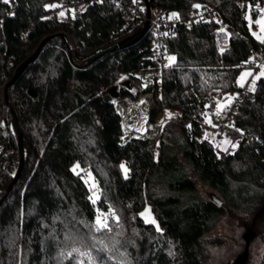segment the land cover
Returning a JSON list of instances; mask_svg holds the SVG:
<instances>
[{
  "label": "trees",
  "instance_id": "1",
  "mask_svg": "<svg viewBox=\"0 0 264 264\" xmlns=\"http://www.w3.org/2000/svg\"><path fill=\"white\" fill-rule=\"evenodd\" d=\"M248 1L257 0H153L183 18L197 5L215 8L206 19L180 20L158 61L150 30L120 43L144 24V5L127 29L130 0H85L64 17L50 0H0V264H207L204 234L225 204L264 222V76L253 97L202 109L241 83L243 64L264 42L250 28ZM47 34L6 98V82ZM147 65H162L151 120L168 116L158 135L129 136L105 93L116 83L119 95L136 96L134 71ZM10 104L24 163L6 193L21 157ZM207 129L237 144L222 147ZM75 162L94 173L95 197ZM197 178L223 197L201 196ZM98 215L107 229L97 230ZM252 264H264V251Z\"/></svg>",
  "mask_w": 264,
  "mask_h": 264
},
{
  "label": "rangeland",
  "instance_id": "2",
  "mask_svg": "<svg viewBox=\"0 0 264 264\" xmlns=\"http://www.w3.org/2000/svg\"><path fill=\"white\" fill-rule=\"evenodd\" d=\"M254 4L255 9L252 6ZM55 6L57 7V14L61 17L67 15L68 11L74 14L73 6L69 10L62 5ZM246 16L252 32L259 38H263L264 1L257 0L253 3L248 1ZM248 62L250 64L242 69L240 82H248L249 87H254L256 78L264 72V53L257 50L252 54L251 60ZM245 73L251 74L245 75ZM228 97H230L229 90L224 98H217L216 107H222L224 102L228 100ZM207 131L213 134L214 140L222 147L227 145V148H233L237 144V139L229 141L228 132L216 135L211 129H207ZM74 166L78 171L82 172L87 182L92 186V195L95 197L98 194L99 186L92 170L80 165L78 162H75ZM196 181L198 192L201 196L207 198L215 196L223 197L218 190L209 184L198 178ZM158 182L159 180H156L155 184L159 189L161 186ZM143 214L147 219L151 217L148 206L143 210ZM263 228L264 222L261 219V215H256L255 211L251 213L246 208H237L233 205L225 204V210L221 213L219 220L204 234L205 246L208 251L207 264H252L258 261L264 251V237L261 235Z\"/></svg>",
  "mask_w": 264,
  "mask_h": 264
},
{
  "label": "built area",
  "instance_id": "3",
  "mask_svg": "<svg viewBox=\"0 0 264 264\" xmlns=\"http://www.w3.org/2000/svg\"><path fill=\"white\" fill-rule=\"evenodd\" d=\"M85 0H50L51 5H62L70 7L77 3L84 4ZM144 5V0H130V15L125 26L130 29L133 19H139V9ZM191 9L187 17L183 18L177 12H165L158 7H154L150 16L149 29L152 35L151 53L153 58L158 61L166 60V35L169 32H174L176 24L180 20H187L188 23L193 21L206 19L215 15V8L212 5H198ZM157 8V9H156ZM156 9V10H155ZM155 10V11H154ZM146 17V15H145ZM218 40L221 43H225L228 40V32L223 28H218L216 31ZM118 43V42H117ZM259 50L264 53V42L261 43ZM250 63L247 61L243 64L242 69L248 66ZM162 72V65H147L139 66L135 69L134 75L140 81V90L136 96L132 95H117L113 96V100L116 103L117 110L120 112L123 122L125 133L129 136H141L150 137L156 136L160 130V127L168 114L162 113V117H157L155 121L151 120V114L155 108V96L151 85L158 82L159 88L161 87L160 74ZM230 97L241 98L244 96L253 97L254 91L248 86V82L240 83L237 87L229 90ZM217 104V99H213L207 106H203L202 109H212ZM177 113H181V110H176ZM219 122L222 125L224 131L229 130V125L224 118H219ZM150 123V124H149Z\"/></svg>",
  "mask_w": 264,
  "mask_h": 264
},
{
  "label": "water",
  "instance_id": "4",
  "mask_svg": "<svg viewBox=\"0 0 264 264\" xmlns=\"http://www.w3.org/2000/svg\"><path fill=\"white\" fill-rule=\"evenodd\" d=\"M153 0H144L145 2V9H146V19L144 21V24L138 29L136 30L133 34L127 36L126 38H124L123 40H121L120 43H125V44H129L132 43L138 39H140L149 29L150 26V16L152 14V6H153ZM51 34H47L46 36H44L42 38V40L39 42V44L36 46V48L33 50V52L31 54H29V56H27L24 60H22L19 65L17 66L14 74L12 75V77L6 82L5 85V96L6 98H8V92H7V86L8 84L14 80L18 74L20 73V71L22 70V68L30 61L32 60L36 54L38 53L39 49L41 48V46L43 45V43L50 37ZM29 92L32 94L36 93V90L33 87L29 88ZM119 95V90H118V85L116 83L111 84L110 86H108L107 88V92L105 93V98L113 100V96H117ZM12 111L14 113L15 116V123L18 127V141H19V148H20V163L17 167V170L13 176V178L11 179V181L9 182L7 189H6V193L11 189V187L13 186L14 182L16 181V179L18 178L23 163H24V150H23V141H22V131L18 126V121H17V115L15 113L14 108L12 107V105L10 104ZM240 261V260H239Z\"/></svg>",
  "mask_w": 264,
  "mask_h": 264
},
{
  "label": "snow or ice",
  "instance_id": "5",
  "mask_svg": "<svg viewBox=\"0 0 264 264\" xmlns=\"http://www.w3.org/2000/svg\"><path fill=\"white\" fill-rule=\"evenodd\" d=\"M6 2H7V0H6ZM197 7H199V6L197 5ZM172 59H174V58H172ZM250 74L251 73H245V75H250ZM261 75L264 76V72H262ZM77 167H79V166H77ZM74 171H75V169H74ZM149 212H150V210H149ZM152 222L155 223L154 220ZM96 227H97V230L107 229L108 228V224L106 222H104V220L98 215L97 219H96ZM74 251H79V250L75 249ZM82 255H88V254L87 253H82ZM89 259H91L90 256H89ZM80 264H83V261H81Z\"/></svg>",
  "mask_w": 264,
  "mask_h": 264
}]
</instances>
